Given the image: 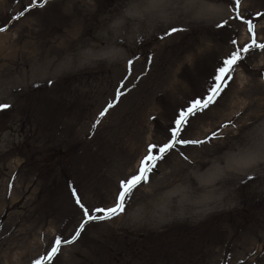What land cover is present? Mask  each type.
Here are the masks:
<instances>
[{
  "label": "rangeland",
  "instance_id": "rangeland-1",
  "mask_svg": "<svg viewBox=\"0 0 264 264\" xmlns=\"http://www.w3.org/2000/svg\"><path fill=\"white\" fill-rule=\"evenodd\" d=\"M39 2L13 20L31 0H0V104L11 105L0 111V264H33L57 236L71 238L84 219L73 189L89 209L112 206L147 145L165 142L179 110L206 93L230 38L250 40L246 24L230 19L229 0H201L195 11L189 0H159L136 15L133 0ZM240 13L264 42V15L256 17L264 0H242ZM171 27L184 30L165 35ZM262 72L256 50L182 135L203 139L229 120L235 127L201 146H177L125 214L88 223L51 264H264ZM186 195L199 214L152 224L158 209Z\"/></svg>",
  "mask_w": 264,
  "mask_h": 264
},
{
  "label": "snow or ice",
  "instance_id": "snow-or-ice-1",
  "mask_svg": "<svg viewBox=\"0 0 264 264\" xmlns=\"http://www.w3.org/2000/svg\"><path fill=\"white\" fill-rule=\"evenodd\" d=\"M44 2H46V0H44ZM241 2L242 0H229L230 5L236 13L235 16L230 17V19H236L241 21L243 24H246L250 40L243 45H240L238 39L230 38L229 43L232 45V50L222 59L220 66L211 77L206 93L202 97L192 99L188 103L187 107L179 110L176 118L172 122V126L168 129L170 135L165 142L159 144L149 143L147 145L146 153L140 159L138 169H136L130 176L119 181L118 190L115 193L114 203L112 206L89 209L83 204L77 191L73 189V197L76 204L81 209L84 219L76 227L71 238L64 239L57 236L53 241L50 251L33 261V264H51L52 260L60 254L63 245H72L80 238L81 233L85 230L88 223L104 222L125 214L128 211V207L136 190L141 186H147L150 184L151 177L158 170V166L166 159L167 156L178 150L177 146H201L210 143L212 140L220 139V129L227 128L229 126L235 127L234 122L229 120L222 123L216 131H213L210 135L205 136L203 139H188L184 138L182 135L189 126L192 118L205 113L222 99L234 79L236 68L256 50L264 52V42H258L253 20L246 19L245 16L240 13ZM158 3L159 0H133V15H136L141 10H152L158 5ZM200 5L201 0H189L188 6L193 11L199 8ZM37 6L43 7L44 3H40L39 0H31V3L29 5H25L24 9L20 11L18 15L13 16L12 19L19 20L25 16L26 12ZM262 15H264V13H257L256 17H260ZM228 24L229 21L224 20L221 23H217L216 27L223 29L228 26ZM183 30L184 29L182 28L171 27L165 35H171ZM5 31H7V27H0V33ZM127 65L128 73L131 75L133 61L131 59L128 60ZM261 78L264 79V72L261 73ZM125 79H127V77H125ZM49 83L51 84L52 81H49ZM123 86V81H121V86L116 90L115 102H118L120 97L124 94V92L121 91ZM114 106V102H109L106 107L100 111L96 121L92 125L93 129L101 123L102 118ZM10 107L11 105L9 104H0V111ZM237 115H239V113ZM179 155L184 160H189V157L185 155L183 151H180ZM248 179L251 180L253 177L249 176ZM9 187L11 188V185ZM240 264H243V262H240Z\"/></svg>",
  "mask_w": 264,
  "mask_h": 264
},
{
  "label": "bare ground",
  "instance_id": "bare-ground-1",
  "mask_svg": "<svg viewBox=\"0 0 264 264\" xmlns=\"http://www.w3.org/2000/svg\"><path fill=\"white\" fill-rule=\"evenodd\" d=\"M220 168H217V170L219 171ZM198 190H199L198 187H197V189L196 188L188 189V190L184 191L183 194L185 195V192L190 194V193H193L194 191H198ZM207 192H211V191H207ZM168 198L169 197H167V200H169ZM197 207H198L197 203L192 199V197H190V195H186L185 200H183L180 197L176 200H172V201L169 200V202L167 204H165L160 209H158V212L160 213V215L152 216V218H154V219H152V224H155L157 221H159L158 224L162 223L161 222L162 220H157L155 218L176 217L179 214L186 213V212H189L190 214L196 216L197 214L200 213L197 210ZM144 219L146 220L147 224H150V222H149L150 217L148 215H146L144 217Z\"/></svg>",
  "mask_w": 264,
  "mask_h": 264
}]
</instances>
